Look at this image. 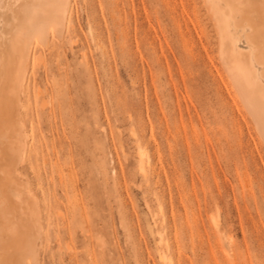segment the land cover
Listing matches in <instances>:
<instances>
[{"label": "rangeland", "instance_id": "374dc122", "mask_svg": "<svg viewBox=\"0 0 264 264\" xmlns=\"http://www.w3.org/2000/svg\"><path fill=\"white\" fill-rule=\"evenodd\" d=\"M202 1L71 0L34 42L35 264H264V143Z\"/></svg>", "mask_w": 264, "mask_h": 264}, {"label": "bare ground", "instance_id": "6f19581e", "mask_svg": "<svg viewBox=\"0 0 264 264\" xmlns=\"http://www.w3.org/2000/svg\"><path fill=\"white\" fill-rule=\"evenodd\" d=\"M202 3L214 23L223 75L264 143V0ZM70 5L71 0H0V264L39 262L42 209L22 174L29 157L25 91L34 42L47 45L50 31L64 32Z\"/></svg>", "mask_w": 264, "mask_h": 264}]
</instances>
